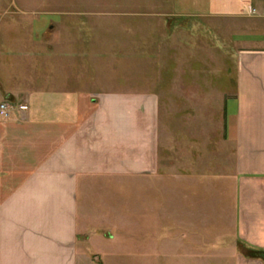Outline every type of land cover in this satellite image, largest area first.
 <instances>
[{"label": "crops", "instance_id": "crops-1", "mask_svg": "<svg viewBox=\"0 0 264 264\" xmlns=\"http://www.w3.org/2000/svg\"><path fill=\"white\" fill-rule=\"evenodd\" d=\"M166 1V21L178 23L167 30L173 41L164 36L161 44L157 37L154 45L148 27L130 32L125 76L118 80L112 78L115 64L101 70L87 57L100 54L95 46L115 56L116 42L91 41L80 26H67L70 31L53 40L49 16L34 19L33 32L23 36L19 21L8 24L10 8L19 3L0 0V105L30 106L0 118V264H94L93 256L103 255L89 249V218L101 201L115 197L117 186L125 197L128 190L139 192L141 264H264V31L229 27L219 34L198 25L210 18L259 19L264 1ZM182 35L194 44L215 41L225 55L221 75L233 70L234 94L225 80L219 83V146L210 122L204 137L186 130L197 118L191 111L182 114L189 121H174L168 141L161 93L148 90L151 50L172 44L181 52ZM103 71L109 78L101 79ZM164 79L158 77L153 89ZM177 85L193 86L181 79ZM180 97L191 100L192 92ZM168 161L173 170L166 169ZM96 230L115 238L112 229ZM241 245L255 254L245 255ZM129 254L125 262L135 257Z\"/></svg>", "mask_w": 264, "mask_h": 264}, {"label": "rangeland", "instance_id": "rangeland-1", "mask_svg": "<svg viewBox=\"0 0 264 264\" xmlns=\"http://www.w3.org/2000/svg\"><path fill=\"white\" fill-rule=\"evenodd\" d=\"M15 1L19 3V9L13 7L11 11V7L10 17L14 16L13 20L7 17L6 22L11 20L8 24H10L12 28V21H19V24L17 23L19 28L17 30L22 33L23 36L27 37L30 32H33L34 19L39 20L41 17L49 16L52 20L50 24H52L53 27L51 30L53 40L65 36L64 33L70 31V29L67 30V26L71 27L72 30L80 26L81 29H84L85 37H88L89 40L92 38L93 41L98 42L99 39L101 41L100 43L105 44L109 42L111 45L116 42L117 50L115 56L106 54L103 46H95V52L99 49L100 51L98 52H100V54L87 57L89 58L88 60H92L95 66H99L101 70L115 64L116 69L114 73L112 72V78L114 79L115 74L118 80L124 79L125 76V55L123 48L126 35L128 36L130 32L141 31L143 28L144 30H149V34L153 37L151 42L154 45L157 42V37H159L158 41L161 44H164L165 37V40L171 43L173 40L171 38L167 39V30L170 31L174 26L178 25V23L174 21L167 22L164 17V15L170 13V8L164 3V1L167 2L166 0ZM6 11H9V8L6 9ZM252 13L255 15L259 14L256 12ZM92 16H94L95 19L89 18ZM142 16H148V19L143 20ZM83 18L84 22L82 23L81 21ZM97 19L99 20L96 22H89ZM69 20H74V22L70 23ZM182 24L188 25V23ZM198 25H205L206 28L213 29V31L219 32V34L220 30H231L232 28V31L238 29L246 32H250V29L260 28L263 32L264 17L259 19L245 18L236 20L210 18L199 21ZM235 27H239L240 29H236ZM182 36H185L187 40L184 44L179 46L181 52H179L176 47H172V44H167L169 47L160 48L156 50L157 52L151 50L147 60V75L150 80V87H148V90L160 91L161 93V102L159 106L164 117L165 126L170 134L168 141L172 140V126L174 121L178 123L189 121V119L183 118L182 114L191 111L197 118H194L193 123L191 122L192 125L186 123V127H188L186 130L198 138H201L204 137L206 133L205 130H208V126L206 127L205 122H207V125L210 122L212 125L213 144L214 146H219L221 136L216 133L218 128L217 120H219L221 113L224 112V101L221 96V90L223 89H221L219 83L220 79H223V82L225 80L224 84L228 83L230 93L234 94L235 86L233 83L235 76L233 70H230L228 76L221 75V67L225 55L222 54L221 56L220 53L222 51L217 49L215 41L209 44L210 41L208 40H198L197 43L194 44L188 35ZM212 36L216 41L222 39L218 34H213ZM189 39L192 41V45H189ZM105 47L108 48V45H105ZM173 51H176L177 54H174ZM132 58L141 59L140 55L135 54L132 55ZM174 64H176V67L179 66L175 73L172 71ZM138 74H140V71L138 72V70L134 68L133 75L137 76ZM158 77L164 79L165 85L153 89L152 84ZM106 78H109L107 71L101 72V79ZM180 79L182 81L185 80L187 84H192L193 86L183 88L177 85L174 87V82H178ZM224 90H226L225 87ZM190 91L192 92L191 100L186 98L184 102L178 101V99L181 98L180 96L188 95ZM206 113L212 114L213 118H204ZM217 117L218 119H216ZM166 169L173 170L171 162L168 163ZM128 191L127 197H125L126 193H124V187L117 186L115 197L107 200L108 204L101 201L100 204L96 206L100 208V210L97 209L98 212L89 218L90 224L94 229L89 233L92 239L89 249L93 253L103 255V257L98 259L96 256H93L94 264H141L139 259L141 239L140 197L139 192H137L135 188L132 191ZM217 201L216 198L213 200L214 207ZM166 202L168 201L166 200ZM169 205L170 207L172 206L171 203H169ZM196 205L198 207H203L204 203H201V200H197ZM93 209L96 211L95 207ZM98 213H100V216H98ZM100 227L112 229L115 238L110 240L108 234H105V236L104 234H100L102 232L96 230ZM124 253H132L135 257H130L128 262H125Z\"/></svg>", "mask_w": 264, "mask_h": 264}, {"label": "built area", "instance_id": "built-area-1", "mask_svg": "<svg viewBox=\"0 0 264 264\" xmlns=\"http://www.w3.org/2000/svg\"><path fill=\"white\" fill-rule=\"evenodd\" d=\"M16 110L26 112L30 110V106L28 104L15 105L9 101H5L0 105V118L3 120H9Z\"/></svg>", "mask_w": 264, "mask_h": 264}, {"label": "trees", "instance_id": "trees-1", "mask_svg": "<svg viewBox=\"0 0 264 264\" xmlns=\"http://www.w3.org/2000/svg\"><path fill=\"white\" fill-rule=\"evenodd\" d=\"M241 249L247 256H253V254H255L254 250L248 248L247 246L241 245Z\"/></svg>", "mask_w": 264, "mask_h": 264}]
</instances>
